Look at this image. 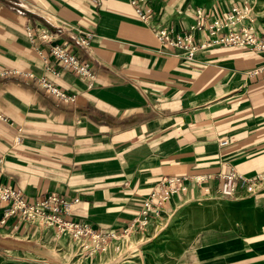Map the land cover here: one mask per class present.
I'll list each match as a JSON object with an SVG mask.
<instances>
[{
    "label": "crops",
    "instance_id": "obj_1",
    "mask_svg": "<svg viewBox=\"0 0 264 264\" xmlns=\"http://www.w3.org/2000/svg\"><path fill=\"white\" fill-rule=\"evenodd\" d=\"M150 3L158 25L175 33L198 7L208 19L229 8L219 0ZM79 30L92 35L88 44ZM42 32L89 65L91 85L49 54ZM260 60L248 48L219 45L186 60L155 37L130 0H0V72L8 71L0 74V182L30 199L79 196L75 218L121 231L160 177H207L169 208L216 190L226 175L252 180L264 173V78L245 72ZM42 77L74 101L47 92ZM223 202L226 211L198 232L190 264H264V188ZM0 234L14 243L55 240L16 215Z\"/></svg>",
    "mask_w": 264,
    "mask_h": 264
},
{
    "label": "built area",
    "instance_id": "obj_2",
    "mask_svg": "<svg viewBox=\"0 0 264 264\" xmlns=\"http://www.w3.org/2000/svg\"><path fill=\"white\" fill-rule=\"evenodd\" d=\"M95 1L100 2L101 0ZM130 3L134 6L137 15L147 24L160 42L182 49L188 60H191L198 50L214 45L247 47L259 52L262 58L260 65L249 72L250 75L264 78V37L256 30L252 23V25L247 23L249 19L245 17L240 7L234 6L231 11L226 12L222 17H213L212 19L206 18L200 8L197 10L195 21L185 32L174 33L169 28L160 27L157 21L151 20L153 16L150 12L151 6L149 0H130ZM202 29L211 38L207 40L203 39L198 44L194 40V33L195 31H202ZM78 32L77 38L82 43L88 44L92 35L83 33L81 30ZM28 37L33 41L30 31H28ZM40 37L48 43L50 55L56 58L59 63L70 67L78 76L89 80V85L92 84L94 74L86 62H81L77 56L69 53L61 44L53 43L54 39L51 34L42 32ZM7 72H0V74H6ZM26 74L31 76L29 73ZM38 80L39 84L47 92L61 100L74 101L75 97L73 95H67L52 85L47 79L40 78ZM227 142L226 137H222L219 140L220 145H225ZM235 175L224 176L225 182L221 186L216 187L218 196L235 194L237 189V182L234 179ZM236 177L244 180L240 175H236ZM206 178L205 176L190 175L161 177L149 191L143 201L142 209L138 216L133 219L134 221L128 229H132L133 231L143 230L149 225L151 217L153 215L158 216L173 196L186 192L191 182L200 183ZM261 179H264V174L259 173L254 179L248 181ZM245 181L248 182L247 180ZM208 189V187H205V190ZM1 202H8L10 204V207L3 213V217L0 220L1 223H4L8 216L18 215L29 224H38L47 230H53L56 235L62 236L68 241V245L78 247L80 253L84 252L86 254L88 252L91 254L98 249H104L109 240L113 239L117 241L120 238V235L112 231L106 232L107 230L99 229L91 225V223L74 219L72 217V209L79 202L78 198L68 200L57 194H46L28 203L19 191L7 187L0 182Z\"/></svg>",
    "mask_w": 264,
    "mask_h": 264
},
{
    "label": "rangeland",
    "instance_id": "obj_3",
    "mask_svg": "<svg viewBox=\"0 0 264 264\" xmlns=\"http://www.w3.org/2000/svg\"><path fill=\"white\" fill-rule=\"evenodd\" d=\"M202 1L206 2L209 0H199V2ZM211 1H217V0H211ZM219 1L223 2L226 5L229 4V8L223 12V15L226 12L228 13L229 11H231V9L234 6L240 7L244 12L245 17L249 19L247 23H249L250 25L253 24L256 30H258L260 34L264 37V33L262 32L264 31V0H219ZM149 4L151 6L150 12L151 15L153 16L151 20L158 21L157 13L153 9L150 0H149ZM200 8L203 11L204 16L207 18L202 7H198L197 9H195L194 11L195 16L197 10ZM182 10L183 9L177 10V13H182L183 12ZM194 21H195V17H194ZM143 23L145 22L143 21ZM145 25L147 26L146 23ZM188 27L185 29V31L188 29ZM196 33H206V32L204 29H202V31H195L194 40L199 44L201 40L196 38L195 36ZM230 46H236V45H230ZM237 47H241V46H237ZM185 59L188 60L186 57ZM260 59L261 60L254 67H252L251 69L245 72V76L247 77V79L252 80V79L262 78L258 76H251L249 73L256 66L260 65L262 61L261 55H260ZM18 139L19 138H17V140ZM159 179H157L156 181H158ZM253 181L246 182L244 180V184L237 185V189L235 191L234 196H237L238 198L248 197L254 195L261 188H264V179L253 180ZM3 185L15 189L16 191H19L23 195L24 200L28 203L34 201V199L42 195L57 194V193H41L34 199H30L26 197V195L21 189L13 188L7 184H3ZM151 188L149 189V191L151 190ZM245 188L246 190H244V192L242 193L240 192L237 195L238 192L237 190L245 189ZM186 192H183L175 196H179L180 198H182ZM229 196L230 195L218 196V192L216 190H213L212 188L205 190V188H203L201 192V197H199L198 200L191 201L190 198H187V200L185 201L183 200L175 204L172 208H169L168 203L174 197L173 196L169 200V202L165 205V207L161 210V213L158 216L153 215L151 217V221L149 225H147L143 230L133 231L132 229H128L133 223L134 221L133 219L138 216L140 210L142 209L141 206V208L136 213L134 218L121 231H115L110 229L106 231V232L112 231L115 234L120 235V238L117 241L111 239L106 243L104 249L102 248L98 249L97 251H94L91 254H89L88 252L86 254L84 252L80 253L79 251L80 249L78 247H75L74 245H68L69 244L68 241H66L62 236L56 235V233L53 230L51 231L53 232V238L55 240L50 241L49 243L47 242L43 243L42 241L38 242V240L37 241L31 240L30 242L22 241L19 243H14L9 239L3 238V236H1L3 234H0V264H190V253L195 248L198 232L206 226L213 225L212 221L215 220H210V222L207 223L206 221L208 218L211 219L213 217H217L226 211V207H225L226 205L224 204L223 201H225V199L228 198ZM74 198H78L80 200L79 196L70 199L66 198V199L71 200ZM144 199L142 200V204ZM8 207H10V204L8 202L0 203V208H2L0 220L2 219L3 213L8 209ZM16 216L23 222L27 223L26 221L21 219L18 215ZM72 217L74 219H77L73 216V213H72ZM77 220H82L84 222L91 223V225H93L92 222L83 219H77ZM5 222L4 223L0 222V227H2L5 224ZM27 224L34 225L29 223ZM36 227H39L44 231H49V229L47 230L42 226H39L38 224H36ZM126 229H128L127 232H125ZM7 237L9 238V236ZM15 237L17 236H14L13 238ZM4 242L5 244H7V246L3 244Z\"/></svg>",
    "mask_w": 264,
    "mask_h": 264
},
{
    "label": "bare ground",
    "instance_id": "obj_4",
    "mask_svg": "<svg viewBox=\"0 0 264 264\" xmlns=\"http://www.w3.org/2000/svg\"><path fill=\"white\" fill-rule=\"evenodd\" d=\"M238 191V190H237Z\"/></svg>",
    "mask_w": 264,
    "mask_h": 264
}]
</instances>
